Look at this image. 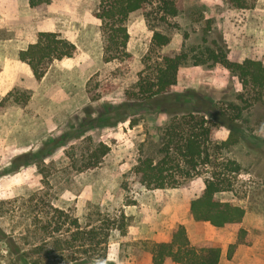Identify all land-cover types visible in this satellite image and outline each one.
Instances as JSON below:
<instances>
[{
    "label": "rangeland",
    "instance_id": "374dc122",
    "mask_svg": "<svg viewBox=\"0 0 264 264\" xmlns=\"http://www.w3.org/2000/svg\"><path fill=\"white\" fill-rule=\"evenodd\" d=\"M170 1L179 15L167 21L155 15L156 7L146 9L153 12L152 28L142 11L132 14L127 22L131 57L106 62L100 22L94 17L99 0H51L33 10L26 0H0V225L7 231L19 234L33 215L50 207L78 218L82 226L93 218H111L124 231L112 230L104 264H151V246L170 242L175 227L192 220L190 202L217 173L232 188L216 199L245 209L242 227L248 245L264 260V90L263 102H254L220 65H183L173 91L188 94V104L213 119L217 112L195 103L190 93L195 91L233 118L234 125L216 129L211 163L178 188L148 190L134 174L140 146L158 139V127L166 119L144 105L123 106L138 91L147 64L221 35L231 60L249 58L264 65V0H246L254 6L245 9L234 8L229 0ZM153 29L169 37L166 46L152 44ZM39 30L59 33L80 53L54 62L37 81L18 53L36 41ZM123 111L139 123L111 125ZM230 133L235 142L222 145ZM89 138L110 151L96 168L77 171L69 156L82 160ZM21 154L28 156L14 165ZM230 162L240 170L230 172ZM225 229H196L190 242L219 246V240L237 235L235 229Z\"/></svg>",
    "mask_w": 264,
    "mask_h": 264
},
{
    "label": "trees",
    "instance_id": "16d2710c",
    "mask_svg": "<svg viewBox=\"0 0 264 264\" xmlns=\"http://www.w3.org/2000/svg\"><path fill=\"white\" fill-rule=\"evenodd\" d=\"M50 1L29 0V5L40 8ZM228 3L239 9L254 6V2L249 4L246 0H229ZM148 7H156L155 15L162 21L179 15V9L170 0H99L94 17L100 22L106 62H123L131 57L127 51L130 39L127 22L132 14L142 11L148 26L152 28L153 12H146ZM153 31L152 44L155 47L169 43L167 35L155 29ZM79 53L77 45L59 33L42 31L37 34L34 43L19 52V59L28 64L35 79L40 81L54 62L75 58ZM229 54L227 42L220 35L210 41L205 39L202 44L185 48L173 56H159L139 74L138 91L129 95L128 104L124 103L123 106L131 109L144 105L166 118L158 127V139L147 140L139 149L134 174L146 189L178 188L186 179L198 175L201 168L211 163L210 148L218 143L216 129H230L234 125L233 118L218 108L216 110L211 101L195 91H190L195 103L205 106L208 111L217 112L213 119L207 117L205 110L192 108L187 102L188 94L173 91L183 65L190 62L193 66L220 65L231 77L238 79L250 99L263 102V63L249 58L241 62L233 61ZM10 95L11 92H8L6 97ZM133 97L134 102H130ZM243 97L239 95L241 101ZM117 115L111 125L127 121L132 125L139 123V119L130 118L125 111ZM232 138L233 134L230 133L222 145L233 144L235 140ZM89 143L87 151L81 154L82 160L76 159L74 154L69 156L73 161L72 167L77 171L96 168L110 151L103 142L89 138ZM27 156H17L13 164L18 165ZM230 165V172L240 170L235 162H230ZM231 188L232 182L225 175L221 177L213 173L205 180L201 195L193 199L189 207L194 221L237 231L236 242L229 245V259L238 245L249 243L248 231L242 227L245 209L216 199V195L231 191ZM114 229L124 231L123 225L117 226L116 220L111 218H93L89 224L82 226L78 218L58 208L39 210L19 234L7 231L0 225V264H104ZM150 252L151 264H164L167 260L175 264H219L221 256L219 246L197 247L191 244L186 227L182 224L175 227L170 242L153 244Z\"/></svg>",
    "mask_w": 264,
    "mask_h": 264
},
{
    "label": "crops",
    "instance_id": "0c3cea01",
    "mask_svg": "<svg viewBox=\"0 0 264 264\" xmlns=\"http://www.w3.org/2000/svg\"><path fill=\"white\" fill-rule=\"evenodd\" d=\"M26 3L28 6L27 9H32L29 5V0H26ZM7 4H8V2H7ZM39 31L42 32V31H46V30H39ZM36 39H37V37H36ZM34 42H35V40L30 42L29 44L34 43ZM28 45L25 48H22L21 50L26 49L28 47ZM21 50H19V52ZM19 61L21 63H23L20 59H19ZM226 193H229V192H222L218 195H222V194H226ZM218 195H217V197H218ZM220 201L231 202L227 199H220ZM191 219L192 220H190V222H188V223H180L186 227L190 241H192L191 234L196 229L198 230V229L206 228V227L210 226L214 230H217V231L226 230L225 228L214 227L208 222L194 221L192 216H191ZM222 233H223L222 235H225V236L230 235L228 232L227 233L222 232ZM236 239H237V235L231 236L225 240H224V238L219 240L220 241L219 247L221 248V256H220L219 264H264L263 257L260 254H258L257 250L252 246L244 245V244L238 245L235 252L233 253L232 257L229 259L227 257L229 245L234 244L236 242ZM164 264H175V263L171 262L170 260H167Z\"/></svg>",
    "mask_w": 264,
    "mask_h": 264
}]
</instances>
